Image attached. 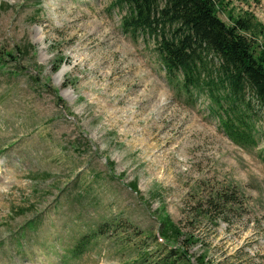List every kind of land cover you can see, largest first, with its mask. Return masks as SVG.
<instances>
[{
    "label": "rangeland",
    "instance_id": "1",
    "mask_svg": "<svg viewBox=\"0 0 264 264\" xmlns=\"http://www.w3.org/2000/svg\"><path fill=\"white\" fill-rule=\"evenodd\" d=\"M116 1L0 0V264H141L163 223L193 264H264L263 111L252 103L257 145L232 143L153 41L124 33ZM217 12L251 16L264 51V0ZM232 190L240 212L201 218Z\"/></svg>",
    "mask_w": 264,
    "mask_h": 264
},
{
    "label": "trees",
    "instance_id": "2",
    "mask_svg": "<svg viewBox=\"0 0 264 264\" xmlns=\"http://www.w3.org/2000/svg\"><path fill=\"white\" fill-rule=\"evenodd\" d=\"M223 2L117 0L113 6L125 12L121 22L124 33L153 41L157 62L166 78L170 82L180 78L186 94L203 96L224 135L238 147L250 149L257 145L252 103L264 113V51L257 55L253 43L244 35L255 26L251 16L232 19L231 25L219 19L217 8ZM259 29L264 34V26ZM27 48L23 52L32 50ZM130 187L137 190L136 184ZM233 207H238L239 212L242 208L236 190L216 192L198 208L202 219L209 218L216 224L225 221L223 214ZM165 224L161 226L166 230L158 240L154 239L153 251L140 255L141 264H193L185 246L170 245L182 235L173 225ZM84 247L85 243H79L74 253L81 254ZM194 262L214 264L204 256Z\"/></svg>",
    "mask_w": 264,
    "mask_h": 264
},
{
    "label": "bare ground",
    "instance_id": "3",
    "mask_svg": "<svg viewBox=\"0 0 264 264\" xmlns=\"http://www.w3.org/2000/svg\"><path fill=\"white\" fill-rule=\"evenodd\" d=\"M66 71H67V70L63 68V69L59 72V76L64 75V74L66 73Z\"/></svg>",
    "mask_w": 264,
    "mask_h": 264
}]
</instances>
